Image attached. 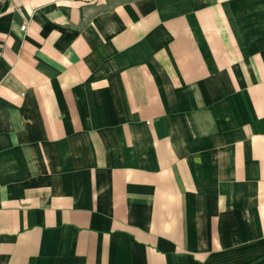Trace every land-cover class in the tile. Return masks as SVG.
<instances>
[{"label":"crops","instance_id":"1","mask_svg":"<svg viewBox=\"0 0 264 264\" xmlns=\"http://www.w3.org/2000/svg\"><path fill=\"white\" fill-rule=\"evenodd\" d=\"M0 264H264V0H0Z\"/></svg>","mask_w":264,"mask_h":264},{"label":"built area","instance_id":"2","mask_svg":"<svg viewBox=\"0 0 264 264\" xmlns=\"http://www.w3.org/2000/svg\"><path fill=\"white\" fill-rule=\"evenodd\" d=\"M25 28H26V27H22V30L25 31Z\"/></svg>","mask_w":264,"mask_h":264}]
</instances>
